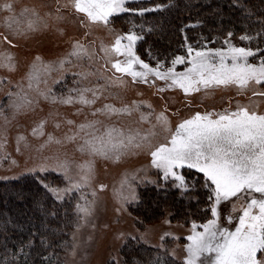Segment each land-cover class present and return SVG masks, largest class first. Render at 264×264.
Masks as SVG:
<instances>
[{
    "label": "rangeland",
    "instance_id": "374dc122",
    "mask_svg": "<svg viewBox=\"0 0 264 264\" xmlns=\"http://www.w3.org/2000/svg\"><path fill=\"white\" fill-rule=\"evenodd\" d=\"M143 1L145 0H126L125 7L140 8ZM6 2L14 5V11L18 15L24 7L35 8L43 17V21L35 31L14 35L5 27L4 17L9 15L3 8ZM132 12L114 13L109 17L110 23L105 25L89 21L84 13L75 10L71 0H0V53L7 50L14 57L13 70L0 67V138L6 139V143L0 147V181H17L31 176L41 180L43 186L66 188L70 181L65 179L63 171L57 170L58 161L71 162L68 175L73 181L80 179L78 164L92 161L93 165L89 184L84 185L80 190L74 189L65 194L63 199L58 200L46 188L62 208L70 209L68 216L71 217L70 228L66 229L64 235L59 236L56 241L49 240L50 242L46 244L48 248L45 250H49L45 252L47 256H41L46 264H125L121 250L131 243L147 246L151 251L154 250L159 258H168L176 264H184L185 245L188 243L187 236L191 234L193 222L200 225L212 218L211 201L208 199L212 186L203 173L187 166L177 169L185 177L186 187H180L173 177L169 176L165 179L163 171L152 165L150 152L145 148H130L123 151L118 159L115 154H111L110 157L90 156L86 152H81L78 147L83 143L81 139L83 133L74 140L66 139L67 136L79 131V124L100 120L103 122L97 125L100 132L104 131L105 125L123 129L125 134H128L129 130L139 131L141 135L154 131L156 135L152 140L153 143H157L163 142L166 135L155 119L159 113H164L174 130L176 124L197 111L201 113L235 111L238 105H242L250 110L264 112V96L259 95L264 93V82L252 83L246 89L230 85L201 88L200 91L189 94H185L178 87L167 88L164 81L154 77H150L145 83L141 79L133 80L131 76L126 75L122 77L125 81L124 87L110 83L105 78L115 79L119 73L115 72L107 61L123 60L124 57L112 55L106 58L101 45L109 46L117 35L132 31L129 24L127 28L125 25L114 24L125 18H132L130 15ZM123 13L126 15L120 17L119 15ZM58 16L62 19H58ZM20 19L26 22L27 17L21 16ZM5 36L11 41L10 44L4 40ZM225 40H229L237 47L252 48L255 55L249 57V63H259L264 56V52L256 51L260 48H256L249 39L228 37ZM225 40L216 44L206 43L203 47H227ZM76 41L84 45L91 55H82L79 58L70 56L61 67L60 59L73 51ZM123 43L126 44L127 41ZM186 53L187 50L179 55ZM36 57H40V61H36ZM141 59L152 67L157 64V61ZM34 62L39 70L38 79H33L32 86L29 87L28 74L33 71ZM47 64H51L52 67L50 71L45 72L43 65ZM170 64L171 62L163 66L166 68ZM134 67L139 69V65ZM183 68L184 65L177 66L178 71H182ZM81 73L83 75H80ZM73 88L95 89L99 95L92 105L79 102L61 103V97L77 95L69 91ZM9 93L13 95L10 96ZM17 93L20 96L26 94L32 104L17 111L12 106L17 100L15 95ZM84 94L89 99L93 98L91 91ZM53 96L57 98L55 101L51 99ZM133 101L144 103L140 104L139 110L133 111L131 115L127 113L111 116L101 113L93 115L96 109L105 104H114L119 108L122 103L131 104ZM141 113L148 118L141 120ZM42 120L45 121L43 135L34 134L33 129H36ZM68 121L73 123L69 124ZM153 125H156L154 129ZM49 134L53 137L52 141H48ZM18 135L25 138L19 142V151L17 150ZM40 165L46 166L45 171L40 170ZM196 173L203 177L204 185L208 189V196L201 204L200 209L203 210L201 216L194 214L191 209L181 217L171 216L164 211L143 225L137 223L131 208L139 203L142 188L170 185L184 192L195 179ZM122 180H126V183L122 184ZM100 185L104 187L101 188ZM93 191L96 193L94 197ZM117 192L122 197H127V200L118 199ZM93 200L95 203L90 215L84 216L77 211V204L84 205L87 201ZM244 203L243 196L231 202H222L221 226L234 230L235 224L238 223L240 205ZM233 204L236 205V211L232 210ZM6 205H8L7 201L4 208ZM229 213L233 216L231 222L227 220ZM197 230L202 231V228ZM142 234L144 239H141ZM27 250L20 247L11 258L4 259V264H9L10 261L13 264L22 258L24 260L30 258V264H33L35 255L31 257V252ZM10 253H12L11 249ZM262 255L264 252H257L258 257ZM163 261L160 264H164Z\"/></svg>",
    "mask_w": 264,
    "mask_h": 264
},
{
    "label": "snow or ice",
    "instance_id": "6c2138e0",
    "mask_svg": "<svg viewBox=\"0 0 264 264\" xmlns=\"http://www.w3.org/2000/svg\"><path fill=\"white\" fill-rule=\"evenodd\" d=\"M72 6L77 12L84 13L91 22L110 23L109 17L114 13L138 11L141 15L145 12L153 11L162 7L156 5L155 9L139 8L129 9L125 7L126 0H71ZM3 8L9 13L4 17L5 27L14 35L35 31L43 21L35 8L24 7L18 15L14 11V5L6 2ZM51 15V13H49ZM27 17L23 22L20 17ZM62 19V17H57ZM45 26H47L45 24ZM232 35L231 32L228 33ZM141 39L135 32L129 31L123 35H117L109 46L101 45V50L106 58L112 55L123 56L124 59H109L115 72L128 74L133 80L141 79L145 83L150 77L157 78L165 82L167 88L182 89L185 94L198 92L211 87L238 86L246 89L250 84H260L264 82V56L259 63H249V57H254L252 48L237 47L229 40L224 43L227 47L220 48H193L187 46L186 55H176L171 60L168 67H164L163 61H158L155 67L142 60L135 52L136 41ZM249 39L242 36L241 40ZM4 40L9 44L7 36ZM127 43H123V41ZM256 51H260L256 49ZM82 55H91L89 50L78 41L74 42L73 51L68 53L59 61L62 67L65 60L70 56L77 58ZM40 61V57L35 58ZM136 65H139L137 69ZM178 65H184L182 71L177 70ZM0 67L14 69L13 54L5 50L0 53ZM51 64L43 65L45 72L51 70ZM33 71L29 72V87L31 81L38 79V68L34 62ZM80 75H83L81 73ZM110 83L119 87L125 86L122 77L108 78ZM76 96L68 95L60 98L63 104L79 102L85 105H92L96 102L99 93L95 89L82 88L70 89ZM92 92V99L85 96V92ZM163 91V89H161ZM44 95V93H41ZM9 95H13L9 93ZM17 100L13 102V107L19 111L27 108L32 101L27 95L15 94ZM255 95V93H254ZM259 95L264 96V93ZM47 98V97H46ZM53 101L57 98L51 97ZM143 101H133L131 104H121L117 108L114 104H105L95 110L93 115L101 113L106 116L119 115L121 113L132 114L138 111ZM151 107V105H149ZM148 117L141 113V120ZM157 124L166 133L163 142L153 143L154 131H148L143 135L139 131L129 130L125 134L123 129L115 126L105 125L104 131L100 132L97 125L103 122L100 120L86 121L78 125L79 131L67 136L66 139L74 140L77 136L83 139L79 150L91 155L110 157L115 154L116 158L130 148H145L150 152L152 165L161 169L165 179L173 177L178 186L186 187L185 177L177 169L187 166L190 169H197L203 173L207 181L212 186L208 199L211 201V219H207L203 224H192L191 234L187 236L188 243L185 245L184 264H264V255L258 257L257 252H264V112L250 110L247 106L238 105L235 111L225 110L223 112H195L193 115L181 120L173 130L168 118L164 113H159L155 117ZM7 123V120H5ZM72 124V121H68ZM45 121H40L34 134L43 135ZM59 127V125H57ZM153 129L156 125L152 126ZM18 135L19 142L24 140ZM53 137L49 134L48 141ZM46 141V143L48 142ZM6 143V139L0 138V147ZM59 143V141H57ZM43 147V145H41ZM71 162L58 161L57 170L63 171L65 179L69 180L66 188H48L56 198L63 199V196L71 191L80 190L84 185L89 184L93 174L92 161H85L78 164L80 169L79 181H73L68 175V168ZM41 171H45L46 166H39ZM35 171V169H28ZM121 183H126L122 180ZM101 188L104 185H100ZM258 194V195H257ZM96 195L95 191L92 193ZM244 197L245 203L240 205L238 223L234 230L230 227H223L220 224L222 212L220 206L222 202H231L234 199ZM117 198L127 200L117 192ZM133 198L134 195H133ZM83 199V197H82ZM95 201H87L84 205L77 204V211L84 216L91 214ZM232 210L236 211V205H232ZM227 220L231 222L233 216L228 214ZM202 228V231H198ZM144 239V235H141ZM22 251V249H21Z\"/></svg>",
    "mask_w": 264,
    "mask_h": 264
},
{
    "label": "trees",
    "instance_id": "16d2710c",
    "mask_svg": "<svg viewBox=\"0 0 264 264\" xmlns=\"http://www.w3.org/2000/svg\"><path fill=\"white\" fill-rule=\"evenodd\" d=\"M140 5L148 9L162 7L143 15L133 11L132 18L113 23L126 28L129 24L141 37L136 41L135 52L145 60L163 61L166 65L174 56L185 53L188 45L203 47L206 43L216 44L228 37L242 36L249 37L264 52V0H145ZM126 75L119 73L118 77ZM190 184L184 192L170 185L142 188L139 203L131 208L137 223L143 225L164 211L181 217L191 209L201 216V204L208 196V189L197 173ZM6 201L8 205L4 208ZM65 208L52 198L37 177L0 181V264L20 247L23 250L29 247L30 256L35 255L33 264H46L41 257L49 251L45 250L46 244L56 241L70 228V209ZM121 251L125 264H160L163 260L164 264H176L168 258H159L143 244L131 243ZM29 260L22 258L13 264H30Z\"/></svg>",
    "mask_w": 264,
    "mask_h": 264
}]
</instances>
